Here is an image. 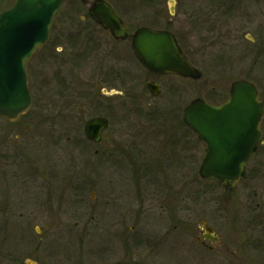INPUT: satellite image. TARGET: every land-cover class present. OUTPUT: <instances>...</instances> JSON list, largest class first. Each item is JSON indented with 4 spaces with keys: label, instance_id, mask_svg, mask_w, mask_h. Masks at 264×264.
Listing matches in <instances>:
<instances>
[{
    "label": "rangeland",
    "instance_id": "rangeland-1",
    "mask_svg": "<svg viewBox=\"0 0 264 264\" xmlns=\"http://www.w3.org/2000/svg\"><path fill=\"white\" fill-rule=\"evenodd\" d=\"M14 1L0 0V12ZM104 1L131 31L172 32L202 77L147 73L128 39L114 42L84 6L64 1L46 44L26 64L29 110L14 123L0 117V264H264V142L229 193L200 176L204 150L195 133L186 157L178 139L163 142L174 135L154 132L182 121L181 113L165 116L171 100L181 107L197 97L218 104L240 78L253 81L264 100V0ZM148 80L164 92L151 96ZM125 88L126 97L99 95ZM95 116L108 121L96 145L83 133ZM260 128L264 138V117ZM157 149L166 157L151 161L147 153ZM154 165L174 170L173 201L163 208L155 200L166 192L138 183V173ZM92 175L104 186L88 184ZM112 205L127 210L122 225L105 222L88 233L92 212L102 225ZM199 221L220 241L196 242Z\"/></svg>",
    "mask_w": 264,
    "mask_h": 264
},
{
    "label": "water",
    "instance_id": "water-1",
    "mask_svg": "<svg viewBox=\"0 0 264 264\" xmlns=\"http://www.w3.org/2000/svg\"><path fill=\"white\" fill-rule=\"evenodd\" d=\"M63 0H16L0 13V116L16 120L30 104L25 65L43 45L53 16ZM90 16L116 38L128 32L112 8L103 0H80ZM132 48L143 66L160 74L176 73L199 79L201 73L189 65L168 31L141 28L132 38ZM153 93L156 89H152ZM256 85L247 79L231 83L227 101L212 106L203 99L185 108L184 121L205 143L206 156L199 174L232 190L244 177L246 163L261 138L259 125L264 101ZM106 126L103 118L85 123L88 138L97 141Z\"/></svg>",
    "mask_w": 264,
    "mask_h": 264
},
{
    "label": "flooded vegetation",
    "instance_id": "flooded-vegetation-1",
    "mask_svg": "<svg viewBox=\"0 0 264 264\" xmlns=\"http://www.w3.org/2000/svg\"><path fill=\"white\" fill-rule=\"evenodd\" d=\"M108 33V32H107ZM109 34V33H108ZM110 35V34H109ZM110 37L112 38V40L115 42V41H125V40H119V39H116V38H114L113 36H111L110 35ZM176 37V36H175ZM177 39V38H176ZM119 42V43H120ZM178 42V41H177ZM178 44H179V46L181 47V49H182V52H183V54L185 55V57L189 60V58H188V56L186 55V53H185V51H184V49L182 48V46H181V44L178 42ZM121 48V47H120ZM114 54H116V55H119L118 53H116V52H114ZM134 57V56H133ZM134 59H135V57H134ZM137 62H138V60L137 59H135ZM189 62H190V60H189ZM118 74H117V78H118ZM156 76V75H155ZM156 77H163V76H160V75H158V76H156ZM148 81H152V82H154V83H156V84H158V92H159V95L161 94V92H164V86L161 84V83H159V82H157V81H154V80H148ZM148 81H146V83L148 82ZM146 83H145V87H146V89H147V86H146ZM118 95V96H123V97H126L127 96V91H126V88L125 89H123V90H120V91H110L109 93H103V91H101V93L99 94V95ZM99 95H97L95 92L93 93V95H92V99H96L97 97H99ZM159 95H157V96H159ZM172 101L173 100H171V102H170V109H167L166 111V114H165V116L166 117H168V118H174V119H176V117H178L179 116V113H181V115H182V121L181 122H179V123H177V124H171V126H170V128L169 127H167V128H163L162 127V129L161 128H155L154 129V132H155V135L156 134H158V132H160V131H162V130H164V133L165 134H167V133H170V134H172V135H174V137H170L169 138V140H168V142H167V140H164L163 142H165V145H169L170 143L169 142H173V141H175V144H176V141H177V139H178V141L179 142H181L182 144H183V146H184V148H183V151H184V154H185V156L186 157H188L189 156V154H190V145H191V140H192V129L183 121V113H184V108H185V106H186V104L183 106V107H181L180 105H177L176 106V103L174 104V103H172ZM181 101V99H180V96L178 97V99L176 100V102L178 103V102H180ZM172 104V105H171ZM212 104V103H211ZM219 104V103H218ZM216 105V104H215ZM107 119V118H106ZM109 120V119H108ZM86 139V138H85ZM87 140V139H86ZM102 140V138L100 139V141ZM262 140H264V138H263V136H262ZM88 141V143H90V144H94V145H96V144H98V143H100V141L98 142V143H95V142H93V141H90V140H87ZM200 142H201V144H202V146H203V150H204V155H205V146H204V143L201 141V140H199ZM157 142H161V141H157ZM262 143V142H261ZM76 146L78 147L79 146V144L78 143H76ZM158 148H159V144H158ZM151 153V152H150ZM150 153H147L148 154V156L147 157H153L152 158V160L151 161H153V160H158V158L156 159V158H154V157H156V156H163V157H166V153L164 152V151H158V149L157 150H155V154H150ZM175 154V153H174ZM176 155V154H175ZM140 156H141V154H140ZM140 156L138 155V157L140 158ZM172 156H174V155H172ZM121 157L123 158V155H121ZM126 157V156H125ZM142 157V156H141ZM144 158V157H143ZM143 158L141 159L142 161H144L143 160ZM127 159V158H126ZM74 160H76V159H74ZM145 160H147L146 158H145ZM158 161H160V160H158ZM151 167H153V169H146V170H141L139 173H138V177L137 178H140V181L138 182V180H137V182L138 183H140L141 184V188H142V185L143 186H146V187H150V188H152V190H155L154 192H159V193H165L166 194V197H165V199L164 198H162V199H159V196H158V198H157V200H155V204H157V203H160V206H161V208H163L164 207V204L167 202V203H171L173 200H172V196H173V190H174V187H173V184H172V179H170V177H171V174H173L174 173V170H170V169H166V170H157V169H155V165L154 166H151ZM142 172V173H141ZM156 172H157V175L156 176H154L155 174H156ZM127 173V172H126ZM246 174H247V170H246ZM91 177H93V179H89V181H88V184L89 183H91V182H93V181H96V183L98 184V185H100V186H104L103 185V182H102V180L101 181H99V180H97V178H96V175H92ZM97 177H99V176H97ZM142 177V178H141ZM105 178H107L106 176H105ZM160 178V179H159ZM158 179V180H157ZM144 182V183H143ZM240 182V181H239ZM108 183H109V181H107L106 182V184L108 185ZM25 192H27L26 191V189H25V191L24 192H22V193H19L20 195H16L14 198H13V200H16V198H20L21 200L23 199L22 198V196H21V194H24ZM141 194H142V191H141ZM140 194V195H141ZM139 198V197H138ZM143 198H144V196H143V194H142V201L139 203V213H138V216L139 215H143V212L141 211L142 209H143V205H142V202H143ZM158 201V202H157ZM168 213L172 210L169 206H168ZM148 213H146V215H147ZM100 216H98L97 215V213L94 211V213L92 212V214H91V218H90V220H93V222H92V225H91V227L90 228H88V233H90V232H92V231H94L95 229H97V228H100V226H104V223L105 222H109L110 224H117V225H122V222L125 220V219H127V210L125 209V210H122L121 208H119V209H117V208H115L113 205L112 206H110V207H108L107 209H106V211L104 212V214H102L101 215V220H103L104 222H103V224L101 225L100 223H99V220H100V218H99ZM89 220V221H90ZM199 223H200V227H199V232H200V236H196L195 237V241L196 242H200V243H203V240H208L209 242H211V243H213V242H217V241H220V238L216 235V233H215V231H214V229L209 225V224H207L206 222H202V221H199ZM108 224V223H107ZM100 225V226H99ZM210 227L213 231L212 232H208L207 231V227ZM206 227V228H205ZM108 229H110V227H107ZM110 233H112L113 234V236H114V239L115 238H118V237H120V235H119V233L118 232H116V231H114V230H112L111 229V231H110ZM119 239V238H118Z\"/></svg>",
    "mask_w": 264,
    "mask_h": 264
}]
</instances>
